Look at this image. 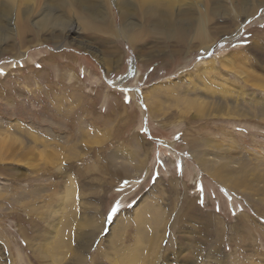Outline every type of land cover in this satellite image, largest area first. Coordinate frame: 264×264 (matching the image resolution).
I'll return each instance as SVG.
<instances>
[{
    "label": "rangeland",
    "instance_id": "obj_1",
    "mask_svg": "<svg viewBox=\"0 0 264 264\" xmlns=\"http://www.w3.org/2000/svg\"><path fill=\"white\" fill-rule=\"evenodd\" d=\"M199 62L207 75H191L201 89L189 75ZM31 68L77 74L94 106L123 115L117 136L141 138L143 165L95 177L13 133L5 111L47 129L35 102L19 109ZM167 81L179 91L149 114L140 93ZM258 83L264 0H0V264H264Z\"/></svg>",
    "mask_w": 264,
    "mask_h": 264
},
{
    "label": "crops",
    "instance_id": "obj_2",
    "mask_svg": "<svg viewBox=\"0 0 264 264\" xmlns=\"http://www.w3.org/2000/svg\"><path fill=\"white\" fill-rule=\"evenodd\" d=\"M35 69H27L25 73L34 75L35 81L30 77H24L28 90L24 91L25 95L21 97L19 109L27 112L28 110L22 108L24 106L21 102L27 107H33L32 103L35 102L37 115H44L37 117L35 115V118L47 129L34 121L30 122L33 117L31 119L28 115L26 117L16 112L5 111V120L11 123L10 130L13 133L29 135L32 139L30 142H35L38 147H41L43 143L47 144L52 150L53 162L82 163V171L94 173L95 177L118 178L143 165L146 155L140 147L141 138L134 134L124 136L123 130L117 136L116 128H119L118 123L123 119V115L115 116L108 113L101 103L94 106L98 96L93 95L92 90L76 80L77 74L69 75V79L63 80L61 79L63 77H58L56 73L48 71L41 73L39 70L44 71V69ZM33 96L36 98L33 99ZM109 100L108 96L104 101L108 106ZM14 101L17 102L15 99ZM7 105H11V101H8ZM141 108L145 109L143 106ZM44 109L47 112H43ZM15 120H18L20 125L13 123ZM51 125L60 131L51 130L53 129ZM49 126H51L50 129ZM138 134L143 136V140L149 139L142 129H139ZM133 147H135L134 150H132ZM139 175L140 172L132 177Z\"/></svg>",
    "mask_w": 264,
    "mask_h": 264
},
{
    "label": "bare ground",
    "instance_id": "obj_3",
    "mask_svg": "<svg viewBox=\"0 0 264 264\" xmlns=\"http://www.w3.org/2000/svg\"><path fill=\"white\" fill-rule=\"evenodd\" d=\"M160 2V1H159ZM157 4V3H156ZM159 5V4H158ZM19 8V7H18ZM8 10H9V8H8ZM8 10H7V12H8ZM16 10V9H15ZM18 10V9H17ZM25 11V10H24ZM22 13H23V11H21ZM9 14V13H8ZM7 14V15H8ZM11 14V13H10ZM17 14V13H16ZM18 16H19V14H17ZM15 19H17V18H15ZM10 22H11V20H10ZM20 23V22H19ZM25 27H26V24H25ZM18 29V28H17ZM24 29V28H23ZM14 33V32H13ZM39 35V34H38ZM12 36H13V34H12ZM135 36V35H134ZM135 39V38H134ZM132 43H134V42H132ZM210 41H208V42H206L202 47H201V50L203 49V50H207L208 49V47L210 46ZM209 45V46H208ZM57 46V45H56ZM22 47V46H21ZM29 56V55H28ZM242 56V55H241ZM223 57V56H222ZM240 57V56H239ZM224 60V59H223ZM229 61V60H228ZM213 62V58L211 59V60H209V62L208 63H212ZM227 62V61H226ZM230 62V61H229ZM235 62V61H234ZM233 62V63H234ZM207 63V64H208ZM207 64H204V62H199L198 63V65L195 67V69L191 72V73H189V75H190V80H191V82H192V84H193V87L194 88H197V89H201V87L198 85V87H195V84L194 83H197V82H195L196 80L195 79H197V77L199 76V80H201V77L202 76H204L205 74L207 75V73H208V70H207V68H206V66H207ZM105 65V64H104ZM108 65V64H107ZM210 67L211 68H214V66L213 65H210ZM231 67V66H230ZM227 68V67H226ZM233 71V70H232ZM235 71V70H234ZM191 74H193L194 76L195 75H198V76H196V78L193 76V75H191ZM209 77V76H208ZM199 80H198V82H199ZM204 80V79H203ZM168 83L166 84L165 82H158L157 84H153V85H151V86H149L148 88H145L144 90H143V92H141L142 93V98H143V102L145 103V106H146V109H147V111L149 112V114H157V112H159V109H156V105H157V101H158V99H159V97L161 96V94H163V93H168V92H170V91H172V92H178L179 90H177L175 87H173V86H171L170 84H172V82H175V81H172L171 83H169V81H167ZM205 83V82H204ZM199 84V83H198ZM166 85H168V86H166ZM176 85V84H175ZM191 85V84H190ZM258 87H262V86H264L262 83H258ZM197 86V85H196ZM204 85L202 84V87H203ZM206 86V85H205ZM164 87V88H163ZM193 88V89H194ZM210 88H211V86H210ZM203 89V88H202ZM207 90L208 88H204V90ZM140 93V94H141ZM212 96V95H211ZM196 97H197V95H196ZM194 98V97H193ZM209 98V97H208ZM141 99V98H140ZM197 99V98H196ZM210 99V98H209ZM198 100V99H197ZM216 101H217V99H216ZM202 102V101H201ZM196 103H197V101H196ZM195 102H193L192 101V99H190V100H188L187 98H186V100H184V106L185 107H189V105L191 106V107H194L195 109H200L199 108V104H196ZM207 104V103H206ZM209 104V103H208ZM212 104V103H211ZM217 105H220V104H217ZM202 107V106H201ZM221 107V106H220ZM193 108V109H194ZM203 108V107H202ZM197 109V110H198ZM150 131V130H149ZM222 133V132H221ZM226 135V134H225ZM230 137V136H229ZM91 139V138H90ZM144 141H146V140H144ZM147 142V141H146ZM149 144V143H148ZM217 144V143H216ZM38 148V147H37ZM41 149V148H40ZM43 149V148H42ZM41 149V150H42ZM40 151V150H39ZM46 151V150H45ZM112 152H113V150H111ZM121 153V152H120ZM38 154H41V152H39ZM37 154V155H38ZM50 154V153H49ZM55 154V153H54ZM43 155H45V154H42V156ZM192 155H194V154H192ZM39 156V155H38ZM55 156H56V154H55ZM126 156V155H125ZM41 157V156H40ZM45 157V156H44ZM43 157V158H44ZM195 157H197V156H195ZM39 158V157H38ZM64 158V157H63ZM126 158V157H125ZM202 158V157H201ZM45 159V158H44ZM62 159V158H61ZM203 159V158H202ZM122 160H123V158H122ZM219 160V159H218ZM226 160V159H225ZM124 161V160H123ZM220 161V160H219ZM199 162V161H198ZM218 162V161H217ZM221 162V161H220ZM225 162V161H224ZM131 164V163H130ZM204 164V163H203ZM202 165V164H201ZM206 165H207V163H206ZM215 166H216V164H215ZM217 166H219V165H217ZM119 170V169H118ZM125 170V169H124ZM209 170H211V169H209ZM209 170H207V172H210ZM220 170V169H219ZM234 174V173H233ZM222 177H223V175H222ZM221 177V178H222ZM226 177V176H225ZM220 177H219V179H221ZM227 178V177H226ZM214 179H216V177L214 178ZM219 179H217V180H219ZM228 179V178H227ZM224 180V179H223ZM222 181V180H221ZM220 181V182H221ZM241 183V182H240ZM240 183H238V182H236V181H234L233 183H232V181L231 180H229V181H227L226 183L225 182H223V186H226V187H230L231 189H238V188H240V186H239V184ZM245 186V185H244ZM66 190V189H65ZM66 196V195H65ZM144 206V205H143ZM148 209H149V207H147ZM150 210V209H149ZM143 215H141V217H142ZM155 217V216H154ZM153 217V218H154ZM142 219V218H141ZM146 219V218H145ZM142 222H140V224H141ZM139 224V225H140ZM138 225V226H139ZM142 225V224H141ZM147 225V224H146ZM148 228V227H147ZM141 235V234H140ZM140 235H138V236H140ZM145 235V234H144ZM138 236H135V238H137ZM142 238H143V241H145V239L146 238H144L143 237V235L141 236ZM140 239V238H139ZM146 240H148V239H146ZM63 241V240H62ZM137 242H138V240H137ZM141 242V241H140ZM133 260V259H132ZM126 261V260H125ZM136 261V260H135ZM124 263V262H123ZM135 264V263H134Z\"/></svg>",
    "mask_w": 264,
    "mask_h": 264
}]
</instances>
